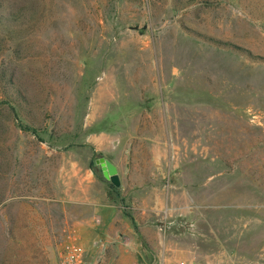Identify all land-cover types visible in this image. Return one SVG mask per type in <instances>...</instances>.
<instances>
[{
  "label": "rangeland",
  "instance_id": "374dc122",
  "mask_svg": "<svg viewBox=\"0 0 264 264\" xmlns=\"http://www.w3.org/2000/svg\"><path fill=\"white\" fill-rule=\"evenodd\" d=\"M100 157L174 168L168 215L133 208L146 180L130 195L148 236L124 248L264 264V0H0V264H125L63 198L109 187Z\"/></svg>",
  "mask_w": 264,
  "mask_h": 264
},
{
  "label": "crops",
  "instance_id": "0c3cea01",
  "mask_svg": "<svg viewBox=\"0 0 264 264\" xmlns=\"http://www.w3.org/2000/svg\"><path fill=\"white\" fill-rule=\"evenodd\" d=\"M111 161V160H110ZM113 162V161H112ZM115 165L116 163L113 162ZM118 169V173L121 180V186L120 190H122L121 196L118 197L117 192L112 190L108 185L103 187V191L97 193L96 188L92 184V182H82L81 184L76 183L75 188H69L67 192H69L65 197H63L65 200L69 199V201L79 203L81 205H87L88 207L92 206L94 213H96L97 220L94 222L92 220L87 219L84 223L86 224V227L89 228H96L95 224H98L101 226L102 235L108 241L110 242H117L119 243L120 250L122 251L124 248L125 242H122L121 239L129 238L133 239V237L136 236L140 238V240H145V236H148V233H146L143 230V227H146L148 224L146 220H143L142 218H138L137 216H134L131 214L127 208L130 207V205H126V202L128 201L130 195L134 193L141 192V189H144V185H147L144 183V180H146L148 185H150L153 189L151 192H154V196L156 199L152 201L151 203H148L146 200H142L140 203V206L134 205L133 208L141 209V211H148L151 214V217L153 214L156 213L163 214L166 212L169 213V211L172 208L171 202H172V195H171V185L172 183L166 185L163 184V186H159V180H161L162 183H164V180L166 178L167 181L172 179V170L173 167L165 166V167H158V168H150V167H143V166H124L119 167L116 165ZM155 170L157 172H155ZM162 170V172H160ZM128 171H131L132 173H151L154 174L153 177H144V178H137L136 180H140L141 182L137 181V183H134L132 185V188L130 190H127L124 192L123 188L125 186V183L123 182V177L121 176L122 173H126ZM156 173H164V177L160 178L156 176ZM108 180V179H106ZM149 180V181H148ZM109 181V180H108ZM111 182V181H110ZM154 183V184H153ZM146 187V186H145ZM161 190L162 193H158V190ZM121 192V191H120ZM147 193V192H146ZM145 194H140L141 198L145 199ZM159 194L163 195L164 198L159 199ZM139 195V193H138ZM127 196V198H125ZM139 197V196H138ZM152 197V196H151ZM137 198V197H136ZM128 204V203H127ZM164 209H163V208ZM131 209V207H130ZM130 213L135 220V225L133 224L132 220L129 216L126 215V213ZM168 215V214H166ZM151 221L153 220L152 218ZM148 220V219H147ZM153 222V221H152ZM147 234V235H146ZM125 251H122V261L125 260V264H160L157 263L155 260L148 261L146 260L143 255V250L139 249L138 247L132 248H124ZM139 254V255H138ZM124 256V257H123ZM138 256V259H137ZM141 258L144 259V262L142 263L140 260ZM166 260H165V262Z\"/></svg>",
  "mask_w": 264,
  "mask_h": 264
},
{
  "label": "water",
  "instance_id": "95a60500",
  "mask_svg": "<svg viewBox=\"0 0 264 264\" xmlns=\"http://www.w3.org/2000/svg\"><path fill=\"white\" fill-rule=\"evenodd\" d=\"M96 163L101 166L106 179L111 181V183L117 187L121 186V180L118 173V169L112 161L105 157H100L96 160Z\"/></svg>",
  "mask_w": 264,
  "mask_h": 264
},
{
  "label": "built area",
  "instance_id": "2783aa9c",
  "mask_svg": "<svg viewBox=\"0 0 264 264\" xmlns=\"http://www.w3.org/2000/svg\"><path fill=\"white\" fill-rule=\"evenodd\" d=\"M61 264H84L83 259L75 254H69L64 257Z\"/></svg>",
  "mask_w": 264,
  "mask_h": 264
},
{
  "label": "trees",
  "instance_id": "16d2710c",
  "mask_svg": "<svg viewBox=\"0 0 264 264\" xmlns=\"http://www.w3.org/2000/svg\"><path fill=\"white\" fill-rule=\"evenodd\" d=\"M22 126H23V125H22ZM25 128H27V129H31V128L28 127V126H25ZM32 130L35 132L34 129H32ZM104 180H105L106 182H109V187H110L112 190H114L115 192H117V194H118L119 187L113 185L110 181H108V180H106V179H104ZM126 215L130 217V219L132 220L133 224L135 225L134 217H133L129 212L126 213Z\"/></svg>",
  "mask_w": 264,
  "mask_h": 264
}]
</instances>
